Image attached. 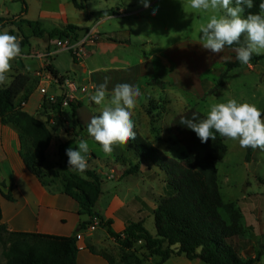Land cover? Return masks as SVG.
Wrapping results in <instances>:
<instances>
[{
  "label": "rangeland",
  "instance_id": "374dc122",
  "mask_svg": "<svg viewBox=\"0 0 264 264\" xmlns=\"http://www.w3.org/2000/svg\"><path fill=\"white\" fill-rule=\"evenodd\" d=\"M24 2L29 7L28 14L17 18L14 24L5 22V26L0 30L8 31L20 42L21 56L11 62V67L13 66L16 71L24 70V73L30 75L35 73V77H30L32 89L45 85L48 86V93L53 94L54 85L59 88L57 94L70 93L68 95L73 98L75 105L81 102L79 95L87 96L92 90L93 80L81 78L73 71V63L87 65L90 50L98 43L119 42L120 37L129 38L121 44H129L130 48L123 47L120 53L122 57L134 61L137 57H144L146 53L147 56L157 54L163 57L164 51L175 40L192 41L189 46L190 52H187L188 60L178 68L173 70L161 68L160 62L154 60V74L145 80L149 90L144 92L142 88L144 93L132 111L133 131L170 159L183 162L189 157L182 138L171 127L176 116L190 109L206 116L212 104L226 103L229 99L253 104L261 112L264 110V60L254 66L241 65L230 71L225 77L224 85L218 87L213 94H208L223 73V64L233 61L236 51L224 49L219 54H212L202 48L199 27L207 22L211 12L191 9L189 0H150L147 8L143 7L139 0H77L83 7L82 10L74 8L69 0ZM153 8L157 9L155 14L152 13ZM21 10L22 3L19 0H0V20H11ZM260 14L264 15V12L260 11ZM105 17L106 22L100 24V20H104ZM26 21L39 22L45 32L43 36L35 37L33 28ZM66 25L79 29L78 39H67L66 44L63 42L64 45L59 46L58 39L49 38L47 33ZM105 31L118 40L107 37ZM83 40L88 42L84 41L83 45H80ZM34 62L37 64L36 68ZM53 63L63 77L62 84L53 80L52 75L50 79L46 76L48 66H52ZM14 77L9 80L10 77L7 76L2 87H9ZM65 80L72 86L64 85ZM82 87H85V92ZM45 108L54 114L49 112L50 117L47 120L49 128L52 132L63 129L73 140L66 149L75 148L80 139L75 136L77 127L72 123L69 108L56 105L50 109L47 106ZM102 108L103 105H98V109H93L92 112L99 113ZM49 119L55 124H51ZM87 143L89 149L93 150L87 156L88 167L99 172L108 191H115V187H118V191L129 190L131 194L138 191L150 208L156 205L164 188L165 175L162 172L155 170L149 163L142 162L138 174L124 178L123 172L129 168V163H135L132 153L126 152L128 149L131 150V145L115 144L112 146V152L105 154L103 151L99 152L100 147L96 146L94 140H88ZM225 144L227 153L216 164L221 197L224 203L235 204L242 216L241 224L244 229V237L240 239L242 255L253 258L259 253L258 264H264V150L251 148L249 159L246 161L248 148H241L237 141L226 138ZM52 154L49 153V158ZM55 154L57 156V151ZM118 163L120 167H116ZM45 171L43 182L54 188H62L63 181L73 172L59 161L58 157L56 161L46 162ZM122 181L125 185H120L119 182ZM134 211L138 214L144 209L138 207ZM96 225L91 227L94 229ZM144 227L155 235L152 217L145 222ZM96 233L105 236L106 230L99 227ZM104 238L106 239H101L92 250L108 258L111 264H201L197 260L189 261L183 256H173L166 262H161L160 257L151 255L142 242L133 244L131 248H124L108 235ZM3 262L0 246V264Z\"/></svg>",
  "mask_w": 264,
  "mask_h": 264
},
{
  "label": "trees",
  "instance_id": "16d2710c",
  "mask_svg": "<svg viewBox=\"0 0 264 264\" xmlns=\"http://www.w3.org/2000/svg\"><path fill=\"white\" fill-rule=\"evenodd\" d=\"M19 1L22 3L21 13L11 20H0V30L5 26V22L14 24L17 18L26 14L24 0ZM69 1L77 10L83 9L77 0ZM262 3L263 0H254V6L246 9L245 15L260 14ZM26 22L33 28L35 37L43 36L45 32L39 22ZM78 31L77 27L66 25L46 33L49 38L77 40ZM241 40L243 41V36ZM236 47L238 45L234 44L226 46L225 49L234 51ZM261 60H264V55L253 54L248 64L254 66ZM241 65L236 55L233 61L225 62L223 73L208 94H213L218 87L223 86L228 73ZM48 70L54 79L62 81L63 77L59 76L52 66H49ZM31 89L30 79L21 74L13 78L9 87L4 88L0 85V124L10 127L17 133L19 154L27 171L43 186L50 187L43 182V178L46 175L44 165L47 159L46 152L52 140V130L47 123L40 122L26 113L21 108V103L15 102L21 96L25 98ZM80 107L79 103L70 104V118L75 127L77 123L74 121V115L76 109ZM193 114L200 119L206 117L190 109L176 116L171 123L172 130L182 138L189 155L183 162L166 157L136 133L135 139L129 140L135 163H129V168L123 172V176L138 174L141 163L145 162L162 172L165 181L163 193L153 208L141 198L135 197L116 213L119 217L125 212L132 216L126 219L129 221L120 234L111 228V220H104L94 212L95 204L101 195V176L90 169L84 174L76 172L68 174L63 181L62 191L77 202L79 215L89 217L88 222L80 224L79 231L93 226V219L96 218L97 225L105 229L108 237L121 247L131 248L133 244L142 242L151 255L160 257L161 262H166L173 256H183L189 261L197 260L201 264H258L259 253L253 258L242 255L240 243V239L244 237L242 216L235 204L224 203L221 197L216 164L227 153L225 138L216 134L215 139L201 143L194 132L180 125L182 119L191 118ZM250 149H247L246 161L249 159ZM57 156L59 161L67 165L68 158L64 145L58 146ZM4 188V185H0V197L13 201L10 189L4 193ZM138 207L144 211L140 210L136 214L134 210ZM150 217L153 218L154 236L144 227ZM1 219L0 208V246L3 264H75L79 252L78 235L62 237L11 232ZM88 250L96 254L92 247ZM105 259L111 264L108 258Z\"/></svg>",
  "mask_w": 264,
  "mask_h": 264
},
{
  "label": "crops",
  "instance_id": "0c3cea01",
  "mask_svg": "<svg viewBox=\"0 0 264 264\" xmlns=\"http://www.w3.org/2000/svg\"><path fill=\"white\" fill-rule=\"evenodd\" d=\"M26 8V14H28L29 7L27 4ZM98 12L100 13L103 11ZM106 20L107 17H105L104 20L101 19L100 24H104ZM104 34L107 37L117 39V37L109 32L105 31ZM119 40V42L111 41L98 43L90 50V55L87 59L89 62L87 65L73 63V71L77 72L81 78H89L90 80H93V84H91L92 90L88 95H79L81 101L79 104L81 107L76 109L74 115V121L77 123L75 136L79 138L80 141L83 139H87L86 141L93 140L88 136L87 125L93 116L100 114V111L99 113L92 112L93 109H98V105L91 102L90 96L95 93L96 87L104 82L105 77L109 78V93L116 84L129 83L138 86L143 94L149 90L148 86L145 84V80L146 78L152 77L154 74V60L160 62L161 68L167 70L176 69V67L178 68V66L182 63L184 64L185 61L188 60L189 55H187V52H190L189 46L191 44L190 42H192L191 40H175L172 45L164 51L163 57L157 54L147 56L146 53L144 54V57H137V59L132 61V59L122 57V54L120 53L123 47L130 48L129 44H121L122 41L126 42L129 38L120 37ZM91 58H93V62ZM52 66L60 76L61 74L55 67L54 63ZM36 67L37 64L35 63V68ZM15 71L16 70L12 66L10 70L11 73L8 72L9 75H7L11 78H9V80H12V77H14L16 72H18L17 75L22 74L29 79L35 75L34 72L30 75L24 73V70ZM202 72L203 70L201 73ZM66 75L67 74H65V76ZM30 81L32 80L30 79ZM53 87L55 89L53 94L59 93V88H56L54 85ZM142 88L144 92L142 91ZM37 90L38 89L34 88L31 89L25 98L24 96H21L17 98L15 102L24 103L23 108H21L26 113L40 122L47 123V120L50 117V111L42 106L43 97ZM140 97L141 96L137 98V101ZM71 141L73 140H71L69 135H67L63 129L54 130L52 132V140L46 152V162L48 160L56 161L58 156H56L55 153L58 151V146L64 145V149L66 150V146ZM95 143L97 144L96 146L100 147L97 142ZM127 143L128 145H131L129 141ZM19 151L20 144L17 133L10 127L0 124V185L5 186L3 189L4 193H7V190L10 189L13 197V201H8L5 198L0 197L1 222L6 225L7 229L11 232L35 233L62 237L78 235L80 236L77 241L79 252L75 264H109L107 259H105L106 257H102L100 254H93L88 250L89 247H94L96 244L100 243L101 239H106L104 237H107V234L105 233V236L97 235L96 231L99 228L98 225H96L93 230L90 226L79 231L80 224L88 222L89 217L87 215L78 214L79 206L77 202L65 195L62 188H54L51 186L45 187L37 180V178L31 175L27 171L20 157ZM91 151L93 150L89 149V153ZM129 151L132 153V149H128L126 152ZM99 152H102L101 147ZM49 153H53L51 158H49ZM123 153L125 154V152ZM116 167H120L119 163ZM87 169L95 170L94 168L89 167ZM97 173L99 174V172ZM124 178H126V176ZM103 183L102 179L101 195L95 204L94 212L102 216L104 220H111V228L115 233L120 234L127 226L128 221L126 219L130 217L132 218V216H129V212L122 213V217L117 216L116 213L121 211V209H123L127 203L135 197L141 198L144 202L146 201L138 191L132 192L133 194H131L129 190L118 191V187L114 188L115 191H108ZM119 183L120 185H125L123 181ZM131 195H133L132 198Z\"/></svg>",
  "mask_w": 264,
  "mask_h": 264
},
{
  "label": "clouds",
  "instance_id": "9594fccd",
  "mask_svg": "<svg viewBox=\"0 0 264 264\" xmlns=\"http://www.w3.org/2000/svg\"><path fill=\"white\" fill-rule=\"evenodd\" d=\"M190 8L205 13L211 12L207 22L199 27L200 45L212 54L223 52L226 46L236 47V59L247 65L253 54L264 53V15L247 14L254 0H189ZM147 8L150 0H139ZM264 12V3L260 5ZM157 9L153 8L155 14ZM243 36V41L241 37ZM21 56L18 38L8 31H0V85L7 80L11 62ZM109 78L96 87L90 96L95 105H103L99 115L93 116L87 125L88 136L97 142L105 154H110L113 145L135 139L132 111L137 98L142 95L138 86L129 83L116 84L108 92ZM264 113L255 105L229 99L226 103H214L205 118L195 114L184 118L180 125L195 133L201 143L215 139V135L237 141L241 148L264 150ZM67 168L84 174L88 168L89 145L81 140L75 148L65 150Z\"/></svg>",
  "mask_w": 264,
  "mask_h": 264
},
{
  "label": "built area",
  "instance_id": "2783aa9c",
  "mask_svg": "<svg viewBox=\"0 0 264 264\" xmlns=\"http://www.w3.org/2000/svg\"><path fill=\"white\" fill-rule=\"evenodd\" d=\"M58 41H59V43H58V45L59 46H62V45H64V44H66V42H67V39H65V40H59L58 39ZM85 41V43L86 42H88L87 40H83L81 43H80V45L82 44L83 45V42ZM63 42H65L64 44H63ZM49 67V66H48ZM48 70V69H47ZM50 71L48 70V74L46 75L49 79H50V73H49ZM53 80H56V81H58L59 82V80H57V79H54L53 78ZM62 82H63V79H62V81L60 82L61 84H62ZM67 85V86H72V85H70L69 83H68V80H65V82H64V85ZM58 87H59V85H58ZM38 90L40 91V94L42 95V97H43V101H42V105H43V107H45V106H47L49 109H50V107H53V106H58V107H61V108H70V104L71 103H74L75 101L73 100V98L72 97H70L68 94H70V93H68V94H66V93H60V94H49L48 93V86H45V85H41V86H39V88H38ZM82 90H83V92H85V87H82ZM24 106V103H21V107H23ZM50 113H52L53 114V111H50ZM54 115V114H53ZM52 115V116H53ZM49 122L51 123V124H55V122L51 119H49ZM93 222H94V225L95 224H97V220H96V218H94L93 219ZM92 229H93V227H91ZM77 238L79 239L80 238V236H77Z\"/></svg>",
  "mask_w": 264,
  "mask_h": 264
}]
</instances>
